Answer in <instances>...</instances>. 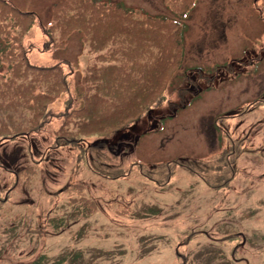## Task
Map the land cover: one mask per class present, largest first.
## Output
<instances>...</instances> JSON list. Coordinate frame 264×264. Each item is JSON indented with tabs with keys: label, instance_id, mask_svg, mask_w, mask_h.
Instances as JSON below:
<instances>
[{
	"label": "rangeland",
	"instance_id": "rangeland-1",
	"mask_svg": "<svg viewBox=\"0 0 264 264\" xmlns=\"http://www.w3.org/2000/svg\"><path fill=\"white\" fill-rule=\"evenodd\" d=\"M9 1L37 13L49 30L52 6L63 0ZM111 1L184 20L189 30L177 49L184 62L167 73L170 89L158 107L108 140L115 145L126 135L125 178L93 174L70 147L51 151L58 120L0 145V264L41 257L42 264H181L178 255L188 264H264V0H197L189 19L175 10L177 0ZM42 27L29 59L48 67L71 62L73 71L64 69L73 72L80 105L88 67L110 66L100 53L86 56L85 34L70 27L66 40L55 35L66 45L45 49ZM67 96L50 107L64 111ZM189 160L198 172L184 166ZM26 167L37 170L30 185L17 176Z\"/></svg>",
	"mask_w": 264,
	"mask_h": 264
},
{
	"label": "trees",
	"instance_id": "trees-1",
	"mask_svg": "<svg viewBox=\"0 0 264 264\" xmlns=\"http://www.w3.org/2000/svg\"><path fill=\"white\" fill-rule=\"evenodd\" d=\"M177 1L175 10L183 19H189L197 0ZM52 11L48 30L42 27L37 13L0 0V145L45 131L58 120L51 151L70 147L76 153V164L81 162L93 174L113 180L125 178L127 170L120 160L129 151L124 144L126 135H121L115 145L108 140L147 118L158 107L161 96L169 92L172 78L168 80L167 73L184 62L183 53L177 51L185 44L189 25L163 15L142 14L111 0H63L55 2ZM40 26L45 49L66 45L54 42L55 35L60 31L61 41L66 40L70 27L85 34L86 56L100 53L102 57L97 54V58L102 60L101 65L110 66L102 69L98 63L90 65V58L87 59L90 66L82 77L80 105L73 101L71 62L48 67L30 61L29 53ZM143 38L152 44L142 47ZM166 55L172 58L165 61ZM121 62L126 66H121ZM64 65L72 71L68 73ZM42 79L43 89L36 95L34 86ZM63 95L70 100L65 110L57 113L50 105L62 100ZM253 106L254 103L249 105ZM113 161L118 163L112 164ZM133 165L142 167L144 163L136 161ZM184 166L198 172L193 167L200 164L189 160ZM37 170L26 167L18 176L26 177L30 185ZM17 185L14 183L11 189ZM56 221L59 224L63 220ZM178 257L181 264L189 263L188 257ZM44 259L41 257L34 264H42ZM63 262L66 261L54 264Z\"/></svg>",
	"mask_w": 264,
	"mask_h": 264
},
{
	"label": "flooded vegetation",
	"instance_id": "flooded-vegetation-1",
	"mask_svg": "<svg viewBox=\"0 0 264 264\" xmlns=\"http://www.w3.org/2000/svg\"><path fill=\"white\" fill-rule=\"evenodd\" d=\"M233 167H236V169L238 168V166H236L235 164H234ZM235 175H237V174H234L232 177H235ZM17 176H18V173H17ZM18 177H19V176H18ZM236 178H237V177H236ZM236 178H235V179H236ZM14 183H15V182H14ZM16 183H18V182H16ZM16 188H17V187H16ZM11 190H12V189H11ZM11 190H10V191H11ZM15 190H16V189H15ZM15 190H13V191H15ZM13 191H12V192H13ZM12 192H10V193L8 194V196L11 195ZM26 192H28V189L26 190Z\"/></svg>",
	"mask_w": 264,
	"mask_h": 264
}]
</instances>
